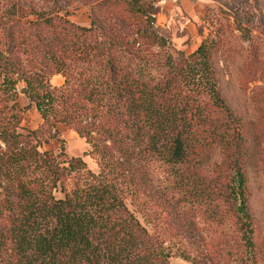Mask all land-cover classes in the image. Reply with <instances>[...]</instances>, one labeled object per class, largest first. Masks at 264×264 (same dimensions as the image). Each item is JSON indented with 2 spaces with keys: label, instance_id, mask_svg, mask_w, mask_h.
Listing matches in <instances>:
<instances>
[{
  "label": "trees",
  "instance_id": "trees-1",
  "mask_svg": "<svg viewBox=\"0 0 264 264\" xmlns=\"http://www.w3.org/2000/svg\"><path fill=\"white\" fill-rule=\"evenodd\" d=\"M101 2L116 5L114 14L93 17L87 26L58 17L66 25L40 43H27L22 58L12 50L26 38L14 41L9 31L3 37L0 264H169L163 241L125 204L135 190L136 172L149 161L181 167L197 140L196 123L211 111L228 116L217 124L218 142L232 145L241 132L221 93L211 39L174 55L155 27L152 4H95ZM41 20L49 23L51 15ZM51 74L62 77L59 85L49 82ZM18 81L24 83L23 105L17 100ZM30 107L41 118L39 127L24 121ZM57 123L83 137L96 172L80 157L66 156L62 142L57 152L39 149L57 137ZM231 162L222 199L239 223L238 240L250 249L255 218L243 169L237 159ZM171 183L175 201L198 199L182 169Z\"/></svg>",
  "mask_w": 264,
  "mask_h": 264
},
{
  "label": "rangeland",
  "instance_id": "rangeland-1",
  "mask_svg": "<svg viewBox=\"0 0 264 264\" xmlns=\"http://www.w3.org/2000/svg\"><path fill=\"white\" fill-rule=\"evenodd\" d=\"M97 1L0 0V49L5 47L2 42L8 31L14 41L24 37L23 44L12 50L22 58L27 55L23 49L59 31L63 23L58 17L87 26L91 18L109 17L116 11V5H97ZM142 1L152 4L155 27L174 55L190 53L203 39L213 41V66L221 93L241 132L235 134L232 145L218 142L217 124L228 116L211 111L196 123L197 140L186 162L179 168L159 161L145 163L136 172L135 190L125 204L148 232L163 241L169 264H264V0ZM47 14L51 15L49 23L41 20ZM47 78L53 85L62 81L59 74ZM15 87L18 102L25 104L24 83L18 81ZM24 121L36 128L41 118L30 107ZM56 128L57 137L47 138L39 149L57 152L62 142L66 156L80 157L96 172V160L85 153L88 145L83 137L67 125L57 123ZM39 136L43 139L46 133ZM232 159L243 169L255 218L250 249L238 240L239 223L231 204L222 199L231 182ZM179 169L190 175L191 186L198 189L195 202L175 201L171 182ZM54 194L60 195L58 189Z\"/></svg>",
  "mask_w": 264,
  "mask_h": 264
},
{
  "label": "crops",
  "instance_id": "crops-1",
  "mask_svg": "<svg viewBox=\"0 0 264 264\" xmlns=\"http://www.w3.org/2000/svg\"><path fill=\"white\" fill-rule=\"evenodd\" d=\"M59 85V84H58Z\"/></svg>",
  "mask_w": 264,
  "mask_h": 264
},
{
  "label": "water",
  "instance_id": "water-1",
  "mask_svg": "<svg viewBox=\"0 0 264 264\" xmlns=\"http://www.w3.org/2000/svg\"><path fill=\"white\" fill-rule=\"evenodd\" d=\"M23 91V90H22Z\"/></svg>",
  "mask_w": 264,
  "mask_h": 264
}]
</instances>
